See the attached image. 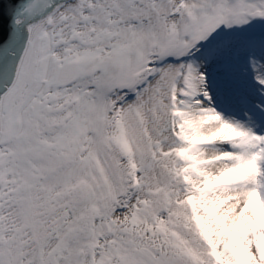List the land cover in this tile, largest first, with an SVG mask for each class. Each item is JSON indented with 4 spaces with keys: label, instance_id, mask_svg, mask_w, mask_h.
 <instances>
[{
    "label": "snow or ice",
    "instance_id": "obj_1",
    "mask_svg": "<svg viewBox=\"0 0 264 264\" xmlns=\"http://www.w3.org/2000/svg\"><path fill=\"white\" fill-rule=\"evenodd\" d=\"M0 264H264V0H0Z\"/></svg>",
    "mask_w": 264,
    "mask_h": 264
}]
</instances>
